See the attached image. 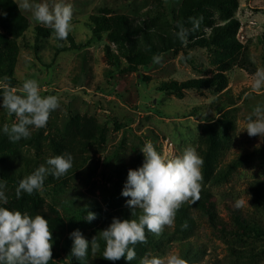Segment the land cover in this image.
<instances>
[{"label":"rangeland","instance_id":"374dc122","mask_svg":"<svg viewBox=\"0 0 264 264\" xmlns=\"http://www.w3.org/2000/svg\"><path fill=\"white\" fill-rule=\"evenodd\" d=\"M10 1V16L0 15L4 38L0 54L10 52L16 57L14 78L18 83L14 86L19 88L27 78L36 79L41 94L58 96L60 107L51 113L46 127L33 129L30 138L17 142L3 132L4 124L10 127L15 117L0 108V164L18 169L16 173L23 179L50 157L67 152L74 160L61 182L46 184L38 191L40 202H32L23 193L17 199L15 189L6 184L8 204L0 206L33 217L39 214L60 230L53 258L56 264H73L62 249L65 243L71 250L70 233L79 230L86 239L90 236L92 224L84 219L86 211L126 207L128 198L121 191L128 170L143 163L140 149L146 139L164 156L195 146L204 159L203 171L208 167L210 175L203 187L215 197L219 217L230 222V206L264 226V209L253 200L255 193L249 186L264 178V137H249L243 131L252 108L264 104V90L251 87L252 74L264 67V0H237L232 18L238 22L234 39L240 49L235 60L220 59L213 50L191 42L163 54L148 69L130 73L117 72L105 55L108 48L126 64L120 54L122 47L116 43L121 42L116 18L125 19L133 29L130 40L136 41L141 31L163 32L162 22H170L171 14L190 0H69L75 8L73 31L64 44L58 43L50 28L35 23L31 13L19 10L20 0ZM217 7H210L212 27L228 22ZM94 18L108 20L110 26H91ZM212 27L204 28V37ZM36 29H41L39 35ZM218 73L226 83L215 89L183 90L181 97L156 89L162 82L181 83ZM222 170L227 177L217 182L215 177ZM241 198L245 203L237 208L235 202ZM193 218L196 227L187 242L170 240L159 249L147 246L142 257L149 253L181 256L180 249L188 243L190 264H264L263 239L223 236L198 213Z\"/></svg>","mask_w":264,"mask_h":264},{"label":"clouds","instance_id":"9594fccd","mask_svg":"<svg viewBox=\"0 0 264 264\" xmlns=\"http://www.w3.org/2000/svg\"><path fill=\"white\" fill-rule=\"evenodd\" d=\"M19 10L31 13L35 23L52 30L53 36L66 40L73 31L75 8L69 0H20ZM0 15H6L0 13ZM192 28L177 23V38L186 43L192 31H196L203 22V16L190 17ZM159 60V57H156ZM252 89L264 90V67L256 68L252 74ZM0 108L6 110L15 122L9 127L4 124L3 132L11 142L28 139L33 129L47 126L50 115L60 107L55 95H42L39 81L27 78L19 88L12 85L10 77L0 82ZM246 131L249 137H264V104H256L246 118ZM143 163L136 169H129L121 196L128 198L126 207L131 217L140 214L137 219L114 217L108 227L99 232L104 241V259L108 262L124 258L130 262L136 259L137 244L147 243V234H163L166 226H173L178 210L185 202L195 203L201 198L203 188L204 159L193 145L186 146L180 154L164 156L156 150L151 139H146L140 149ZM73 156L63 153L47 159L31 174L25 176L15 189L16 198L22 193L28 195L44 190V182L51 175L54 178L65 176L73 167ZM6 182L0 181V205L8 204L5 194ZM250 199L247 196V201ZM245 203L243 198L235 202L239 208ZM84 219L91 222L96 214L86 211ZM185 221L181 230H186ZM72 240L70 256L87 264L89 249L92 252L100 248L96 236L91 241L79 230L69 234ZM53 248L52 231L49 222L37 214L34 217L27 212L9 210L0 206V264H49ZM139 264H190L179 254H145Z\"/></svg>","mask_w":264,"mask_h":264},{"label":"trees","instance_id":"16d2710c","mask_svg":"<svg viewBox=\"0 0 264 264\" xmlns=\"http://www.w3.org/2000/svg\"><path fill=\"white\" fill-rule=\"evenodd\" d=\"M237 4V0H190V2L185 1L179 7L178 13L173 12L171 14L170 22H162L161 26L165 27V29H163V32H161L162 29L160 32L141 31L142 36L136 41L130 40V35L132 34L133 29L131 30V28L127 26L123 17H118L116 18V24L118 26L116 34L119 36V40L121 42L116 41V43H119L118 45L122 47V49L120 50V54L121 56L126 58L127 61L126 64L124 63V65L118 55L106 48L105 55L107 57V60L109 64L113 68H115L119 73L139 72L140 69H148L152 64H154L157 61L156 57L160 58L163 54H166L168 52L178 51L179 49L181 50L184 45H189L191 42L201 48L213 50L212 52L219 55L220 59H228L231 61L235 60L239 54L240 49V45L234 39V35L238 28V22L232 18L233 11L237 7ZM11 5L12 2L10 0H0V10H2V12L7 15V18L11 14L9 10ZM212 5L219 6V8H216L217 11L224 17H226V20H228V22L225 23L223 26L214 25L212 27L209 15L210 7H212ZM200 16H203V22L200 24V27L196 31L190 32L187 38V42L182 43L175 34L178 31V28L176 27L177 23L179 22L185 27L191 29L192 24L189 22V18ZM91 22V26L96 25V27H98V25H100L106 28L110 26V21L105 19L94 18ZM205 27H212V30L210 31V34L207 37H204ZM166 29H168L169 31H166ZM36 32L39 35L41 29H36ZM92 32L94 37L98 36L97 32ZM0 40H4L3 36L1 35ZM57 41L58 43L60 42L61 44H64L63 41ZM69 41L71 43H74L73 39L71 38L69 39ZM12 46L9 44V47H11L10 49H12ZM15 59V55L10 54V52L5 55L0 54V79H3V77L5 76L10 77L13 86L18 83L14 78ZM224 70L227 69L224 68ZM140 81L142 83H145V77H141ZM225 81L226 80L224 76L218 73L211 78H200L188 80L181 83H178L173 80L162 82L160 85H158L156 89L160 93H172L177 97H181L183 90L215 89L221 86L222 84H225ZM44 95L49 94L45 93ZM226 104L229 105V103ZM210 128L211 125H208L206 127V129H208L207 134H209ZM207 168L205 167L206 170L203 171L204 179H206L210 175L208 173ZM12 169L13 167L4 165V163L0 164V180L6 182V184L16 189L19 181L22 178L16 173L18 169ZM226 177L227 173L223 172L222 170L219 173L218 178L215 177V179L217 182H221ZM62 180V178L57 179L49 175L44 182V186L46 184H57ZM249 186L251 192L255 193V195L253 196V200H255L257 205L262 206L264 209V178L252 182ZM23 195L34 203L41 201L38 191L34 192L31 195H28L26 193H23ZM214 198L215 197L212 195L209 189L203 187L201 192V198L198 201H196L195 203H192L191 201L185 202L182 207L178 210L176 214L175 223L170 231L168 229H164L163 234L160 236H155L152 233H146L147 243L136 245V259L130 262L126 261L124 258L115 262L105 261L103 255L105 244L104 241L100 239L99 232L106 229L114 217L120 219H137L138 215L140 214L139 210H137V216L131 217V210L128 207H117V209L110 212H104L101 208L92 209L91 212H94L96 214L97 219L90 222V224H92V232L90 233V236L87 237V239L91 241V239L96 236L100 244V248L95 252H92L91 248L89 249L87 263L139 264L143 252H145L144 248L147 246H151L154 249H159L163 242H168L170 240H174L181 244L184 241L187 242V240L192 236L196 227V223L193 218L194 212L202 216L206 224L212 230L219 232L223 236L229 235L231 237H239L241 239L260 238L261 240H264V226L256 222H252V220L242 216L241 213H239L238 209L234 207L231 208L230 206H227L230 222L223 221L217 213V203ZM80 218H82V215L80 216ZM100 220L101 222L98 225H93L96 221ZM185 221L188 224V228L186 230H181V225ZM49 228L52 231L53 236V255L49 264H56L53 261V258L56 257V250L59 243L58 235L60 230L57 229V227L51 226V224H49ZM188 245L189 244L187 243V245H184L180 249L181 257L185 259H188L189 256L190 245ZM63 246V252L67 254L68 259H70L73 264H81V261L75 260V258H72L69 255L70 250L68 247L65 246V243ZM195 253H197V251Z\"/></svg>","mask_w":264,"mask_h":264}]
</instances>
